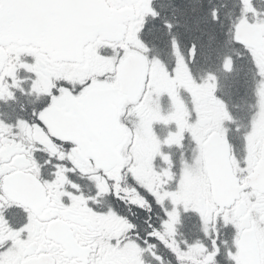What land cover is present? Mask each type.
<instances>
[{
    "label": "snow or ice",
    "instance_id": "obj_1",
    "mask_svg": "<svg viewBox=\"0 0 264 264\" xmlns=\"http://www.w3.org/2000/svg\"><path fill=\"white\" fill-rule=\"evenodd\" d=\"M0 264H264V0H0Z\"/></svg>",
    "mask_w": 264,
    "mask_h": 264
},
{
    "label": "flooded vegetation",
    "instance_id": "obj_2",
    "mask_svg": "<svg viewBox=\"0 0 264 264\" xmlns=\"http://www.w3.org/2000/svg\"><path fill=\"white\" fill-rule=\"evenodd\" d=\"M182 47H183V46H182ZM166 60H167L169 63H171V61H172V57H171V58L166 57Z\"/></svg>",
    "mask_w": 264,
    "mask_h": 264
}]
</instances>
